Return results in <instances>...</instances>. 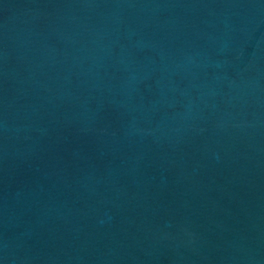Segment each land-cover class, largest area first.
Instances as JSON below:
<instances>
[{
	"label": "water",
	"instance_id": "95a60500",
	"mask_svg": "<svg viewBox=\"0 0 264 264\" xmlns=\"http://www.w3.org/2000/svg\"><path fill=\"white\" fill-rule=\"evenodd\" d=\"M0 264H264V0H0Z\"/></svg>",
	"mask_w": 264,
	"mask_h": 264
}]
</instances>
